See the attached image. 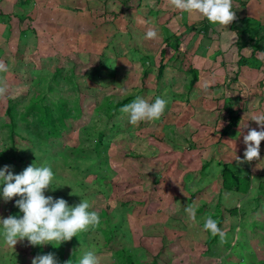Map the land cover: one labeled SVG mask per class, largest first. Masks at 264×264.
Wrapping results in <instances>:
<instances>
[{
	"label": "rangeland",
	"instance_id": "1",
	"mask_svg": "<svg viewBox=\"0 0 264 264\" xmlns=\"http://www.w3.org/2000/svg\"><path fill=\"white\" fill-rule=\"evenodd\" d=\"M234 10L235 40L166 0H0V169L50 166L60 188L45 195L88 200L100 217L57 248L25 239L12 250L0 237V264L50 252L79 264L92 249L101 264L264 262V141L259 161L234 160L260 130L264 49L232 27L246 17L264 30V0ZM153 25L159 40L145 38ZM137 96L165 99L163 117L131 125L120 109ZM17 199L0 198V219L22 216ZM208 217L225 243L203 230Z\"/></svg>",
	"mask_w": 264,
	"mask_h": 264
},
{
	"label": "clouds",
	"instance_id": "2",
	"mask_svg": "<svg viewBox=\"0 0 264 264\" xmlns=\"http://www.w3.org/2000/svg\"><path fill=\"white\" fill-rule=\"evenodd\" d=\"M167 5L180 13L196 14L205 18L209 23L217 25L224 32L226 26L231 25L237 19L234 10V0H166ZM233 39H237V33L231 32ZM145 38L148 40L161 39L158 29L153 25L147 28ZM10 71V67L0 60V74ZM207 85L205 86V89ZM8 83L0 75V98L6 97ZM167 106V101L156 97L154 102L137 96L131 103L123 106L120 111L127 115L128 121L133 126H139L142 122L159 121ZM252 121L260 130L250 129L243 136L246 148L243 159L235 155L237 165L251 163L260 160V144L264 141V113L252 116ZM248 127L247 124L244 128ZM241 129V130H242ZM54 173L50 166L36 167L33 164L27 166L21 173L13 174L10 166L0 169V185L2 192L0 198L8 202L13 197H18L15 206L18 207L22 216L9 215L0 219V237L4 244L14 250L18 242L27 239L30 246L55 245L59 247L63 242L70 241L79 233L95 229L100 224V217L93 205L88 200L80 199L75 206H69L63 198L53 199L46 196V191H55L53 188ZM189 219L196 224V209L192 206L185 208ZM203 230L213 237H219L220 243L226 242V232L218 222L208 217L203 224ZM31 264H59L53 253L37 255ZM79 264H101V258L94 249L85 250L79 260Z\"/></svg>",
	"mask_w": 264,
	"mask_h": 264
},
{
	"label": "trees",
	"instance_id": "3",
	"mask_svg": "<svg viewBox=\"0 0 264 264\" xmlns=\"http://www.w3.org/2000/svg\"><path fill=\"white\" fill-rule=\"evenodd\" d=\"M238 21L240 22V25H238V26L232 25V27L234 29H236L238 33L247 35L246 39L244 40V44L250 45L252 48H254L256 50L264 49V30L261 29L257 25H253L246 17L240 18V19H238ZM161 67H162V65L159 67V71H160L159 73H161V71H162ZM191 73L193 75L192 76L193 78L191 80V84H193L195 82V78H196L194 69H191ZM10 117L12 118L11 115H10ZM12 125L13 126L15 125V122L13 119H12ZM261 264H264V262Z\"/></svg>",
	"mask_w": 264,
	"mask_h": 264
}]
</instances>
